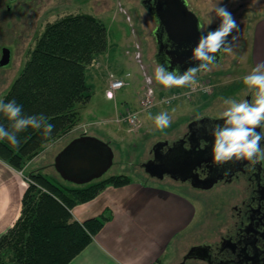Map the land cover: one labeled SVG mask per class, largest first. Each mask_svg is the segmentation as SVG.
Here are the masks:
<instances>
[{
	"label": "rangeland",
	"instance_id": "rangeland-1",
	"mask_svg": "<svg viewBox=\"0 0 264 264\" xmlns=\"http://www.w3.org/2000/svg\"><path fill=\"white\" fill-rule=\"evenodd\" d=\"M188 2L190 8L202 21L205 31L216 28L220 24V19L212 11L213 6L218 2L219 6H225L231 12L239 25V31L231 34L238 37L233 55L223 53L221 60L216 63L217 66L212 71L204 73V75L222 73L219 78H215V81L224 87L201 105L196 103L195 107L191 109L190 101L183 98L169 104L163 102V97H172L179 90L171 92L165 90L154 79L157 65L155 54L158 43L154 29L157 27V21L141 4V0H16V2L0 0V59H2L3 48L8 47L11 51L10 62L6 66H0V91L9 80L14 82V79L17 78L28 60V50L34 45L37 36L48 22L64 14L76 12H90L101 17V20L109 28V41L105 52L110 49L111 44L112 47L114 45V50L111 47L110 52L113 50L112 54L116 52L114 56L119 55L117 69H115L124 71L123 74L130 71L132 74L131 83L117 91V100L107 99L108 101L104 100L102 94L98 92L100 87L95 84L93 86L95 96L88 105L87 114L84 113L88 120L84 119L82 125L80 123L81 128L73 130L72 135H77L83 129H88L90 133H93L92 135L96 134L100 139L111 143L116 156L113 167L103 177L120 171H124L133 178L139 177L142 164L151 157L150 150L161 141H169L174 136H179V133L188 127L190 121L188 122L187 117L189 114L185 115V113H188L190 109V113L193 115L219 118L220 113L224 110L221 98H234L238 101L252 98L250 95H245L246 86L243 84V77L253 69L249 58V48L252 43L254 23L257 17L264 13V0H188ZM210 19L212 23L209 25ZM231 35L228 37L229 41H231ZM101 54L89 64L87 71L91 69L99 71ZM101 73L103 74L98 73L101 76L99 79L103 80L106 74L105 72ZM109 73L111 71H108V75ZM149 77H152V83L156 88L157 107L153 109L154 111L140 112L143 123L138 129H131L126 122H121V125H125L123 127L125 137L122 141L113 140L108 132L102 130H106L105 127L117 126L118 123L115 119L122 112L133 110L131 108L141 109L140 96L147 89V78ZM100 100L103 102L100 103ZM124 103H128L124 105L125 110L121 109ZM102 105H107L109 109H112L106 116L114 117V121H110L112 123L108 124L100 123L99 126L89 125V120H91L89 118L103 119L105 117L98 111ZM165 111L169 113L172 121L170 127L161 130L154 125L153 120L149 117H154ZM126 129H129L128 132ZM66 134L68 135V133ZM72 135L66 136L64 141L68 142ZM64 141H60L53 147L52 153L43 155L38 161L34 162L37 155L28 160L27 163L32 165L31 168L30 166L26 168L27 164L21 172L28 177L32 167L43 166L47 167L49 174L56 175L58 180L69 184L70 182L58 175L53 166L54 155L57 153L55 150L63 145ZM45 146L47 147V143ZM48 166L50 167L48 168ZM138 169L139 172H137ZM173 187L183 191L189 197H198L201 202H198L197 205V217L194 231H192L194 236L188 237L192 239L190 242L215 243L221 241V236L226 234L227 228L235 220V216H233L237 210L235 207L240 203L245 192L243 182H219L207 189L193 187L191 182H187L186 186ZM9 255L7 252L3 254L5 261L9 262Z\"/></svg>",
	"mask_w": 264,
	"mask_h": 264
},
{
	"label": "trees",
	"instance_id": "trees-1",
	"mask_svg": "<svg viewBox=\"0 0 264 264\" xmlns=\"http://www.w3.org/2000/svg\"><path fill=\"white\" fill-rule=\"evenodd\" d=\"M28 50V60L0 100H15L25 116L43 115L54 125L28 128L17 134L19 146L0 140V158L23 170L45 144L71 132L79 123V108L93 97L87 68L108 47L106 24L93 13H67L48 22ZM11 122L0 113V125ZM23 194L18 221L0 236V264H67L97 235L111 216L80 222L71 209L96 197L108 185H124L131 176L112 174L84 185H69L32 170ZM9 253V262L3 254Z\"/></svg>",
	"mask_w": 264,
	"mask_h": 264
},
{
	"label": "crops",
	"instance_id": "crops-1",
	"mask_svg": "<svg viewBox=\"0 0 264 264\" xmlns=\"http://www.w3.org/2000/svg\"><path fill=\"white\" fill-rule=\"evenodd\" d=\"M98 18L101 19L99 16ZM251 41L249 58L252 64L251 67L254 68L257 64L264 63V13L257 17L254 23ZM111 47L110 49H112L114 45L112 48ZM110 49L101 54L100 64L98 66L99 71L101 70V72H105L106 74L103 80L99 79L101 77L99 74L103 73L98 70L90 68L91 70L87 71L88 81L91 85L95 86V84H97L98 87H100V91L98 90V92L102 94L104 100L111 99L107 98L106 95L108 71L120 75L124 72L116 70L118 64L117 58L119 55L116 54V56H114L116 53L112 54L114 48L111 52ZM217 74H198L197 76V79H211V82L215 86L213 93L198 91L194 92L189 98L180 96L177 100L183 98L190 101L191 109L195 107L196 103L201 105L207 102L210 97L216 95V93L220 92L222 87H224H221V85L218 84L219 82L215 81V78L217 79L222 75V73ZM12 83L13 81L9 80L7 85L1 89L0 99L6 94ZM187 88L189 87H173L165 90H170V92L174 90L182 91ZM94 93L95 91L93 89V97L89 102L79 108L81 120H79V124L73 130L79 127L81 128L84 119L88 120V118L84 116V113L87 114L86 111H88V105L95 96ZM102 102L103 101L100 100V103ZM126 104L128 103H124L121 109H124V105ZM100 108L101 109L98 110L99 114L105 117L103 119L94 118L95 120L91 117L89 118L91 119L89 120V125L99 126L100 123L108 124L112 123L110 121H114V117L106 116V114L110 113L112 110L109 109V106L102 105ZM191 109L188 113H185V115L189 114V117H187L188 122L197 116L190 113ZM115 121L118 123H114L117 124V126L105 127L106 130L102 131L108 132V135L111 136L113 140L122 141L125 137L123 134L125 133L123 130L125 125H121L120 121L116 119ZM73 130L69 132L68 135H72L74 132ZM126 130L128 132L129 129ZM186 130L187 127L184 131L182 130L179 133V136H174V138L169 141L172 142L174 139H179ZM89 133L90 131H88V129H83L81 133L77 135L73 134L68 142L64 141L65 137L68 136L66 134L53 142L47 143V147L45 146L41 153L35 157L34 162L36 160L38 161L43 155L52 153L53 147L63 140V145L55 150L57 152L54 155L53 161V166L55 167V158L58 153L60 154V151L71 142L72 139ZM90 134L92 135L93 133ZM94 136L97 135L95 134ZM152 150L153 149L150 150L149 155L151 157L149 158H153ZM148 160L149 159L145 162ZM145 162L142 164L139 177H131L133 180L124 185H108L96 197L92 198V200L79 202L71 209V211H73V217L80 222H84L89 218L99 217L107 211L111 212V216L104 222L103 227L99 230L97 235L93 236L88 246L67 264H210L207 258L203 256H188V253L192 251V248L195 246L206 244L208 247H211L212 245L210 243H213L207 241L205 243L190 242L192 239L188 238L194 236L192 231H194L193 228L195 226L194 223L198 210L197 205L200 201L198 197H189L183 191H179L173 186H186L187 182L191 181L173 178L168 173L164 174L162 178L151 174L147 171ZM29 166L31 168L32 165L28 164L26 168ZM49 167L50 166H48V168ZM32 168V170H37L44 175L53 176L58 179L56 175L49 174L47 167H36L35 165V167ZM55 170L58 175L61 176L56 167ZM21 171V169L15 168L9 162L0 158V236L8 232V229L18 221L21 214L22 198H24L23 194L28 187L27 177ZM137 172H139V169ZM120 173H124V171L113 174ZM61 178L64 179L63 176H61ZM64 180L68 181L66 179ZM68 182H70L69 185H84L71 181Z\"/></svg>",
	"mask_w": 264,
	"mask_h": 264
},
{
	"label": "clouds",
	"instance_id": "clouds-1",
	"mask_svg": "<svg viewBox=\"0 0 264 264\" xmlns=\"http://www.w3.org/2000/svg\"><path fill=\"white\" fill-rule=\"evenodd\" d=\"M212 11L220 19V24L211 31H205L203 25H197L201 35L191 55L192 60L199 62L196 66L189 67L183 74H180L179 66L172 68L171 57L167 55H165L167 68L157 63L154 79L165 89L194 86L197 83L198 74L208 73L217 66V53L233 55L238 37L231 34L239 31V25L225 6H219V2L213 6ZM211 23L212 20L210 19L209 25ZM230 35L231 41L228 40ZM164 42L169 43L166 33ZM169 50H172L170 43ZM169 68L172 70L168 71ZM151 80L152 77H149V82ZM243 84L246 86L245 95H250L252 98L239 101L234 98H221L224 110L220 113V120L223 123L211 126V135L214 138L211 155L212 164L215 166L239 161H247L248 165L253 167L258 163H264V146H262L264 145L262 144L264 141V63L257 64L248 75L244 76ZM0 113L11 122L10 130L0 125V140H7L16 147L20 143L17 134L26 129H43V135L48 137L54 128V125L49 123L43 115H23L22 107L15 100L7 103L0 100ZM149 118L161 130L170 127L172 121L171 116L166 111ZM203 118L204 116L197 115L195 120L200 121ZM257 128L260 129L259 132H257ZM207 143V141L202 140L198 150H203ZM190 148L191 145L187 143L185 149L190 150ZM205 168L206 165L201 164L194 169V173L201 180L207 179V172L201 174L202 169ZM229 171L225 170L224 175H228ZM257 230L264 231V226ZM257 247L264 251V242L258 243Z\"/></svg>",
	"mask_w": 264,
	"mask_h": 264
},
{
	"label": "water",
	"instance_id": "water-1",
	"mask_svg": "<svg viewBox=\"0 0 264 264\" xmlns=\"http://www.w3.org/2000/svg\"><path fill=\"white\" fill-rule=\"evenodd\" d=\"M141 4L157 21V27L154 29L156 42H158L156 62L167 68L165 65V55H167L171 57L172 68L179 66L180 74H183L189 67L196 66L199 62L192 60L191 55L201 35L197 25H202V21L190 8L188 0H155V2L141 0ZM211 30L215 29L207 31ZM165 33L172 50H169V43L164 42ZM222 57V53H217L216 63ZM1 58L0 66H6L10 62L11 51L8 47L3 48ZM222 123L220 117L204 116L200 121L192 119L188 125L190 150L185 149L187 147L185 138L180 139L166 150L162 147L169 142L161 141L153 148V158L145 162L147 171L161 178L168 173L173 178L191 181L192 185L198 188L213 187L218 179L207 176V179L201 180L194 173V169L201 164H207L209 167L212 163L211 147L214 138L211 135V126ZM259 131L260 129L257 128V132ZM202 140L208 142L207 146L203 150H198ZM115 156L111 143L94 135L83 134L72 139L60 151V154L58 153L55 158V167L64 179L77 184H86L101 178L112 167ZM207 247L206 244L195 246L188 256H202L199 252Z\"/></svg>",
	"mask_w": 264,
	"mask_h": 264
},
{
	"label": "flooded vegetation",
	"instance_id": "flooded-vegetation-1",
	"mask_svg": "<svg viewBox=\"0 0 264 264\" xmlns=\"http://www.w3.org/2000/svg\"><path fill=\"white\" fill-rule=\"evenodd\" d=\"M189 134L187 127L183 136L162 148L166 150L183 138L186 139L185 145L190 144ZM205 165L202 175L207 172V176L218 179L217 183L243 182L245 192L235 207V220L227 228L226 234L221 236V241L210 243L211 247L199 253L205 256L210 264H264V251L257 247L258 243L264 242V231L257 230L264 226V163H258L254 167L248 165L247 161L230 162L222 166L212 163L209 167ZM225 170H230L228 175H224Z\"/></svg>",
	"mask_w": 264,
	"mask_h": 264
},
{
	"label": "built area",
	"instance_id": "built-area-1",
	"mask_svg": "<svg viewBox=\"0 0 264 264\" xmlns=\"http://www.w3.org/2000/svg\"><path fill=\"white\" fill-rule=\"evenodd\" d=\"M131 72H127L125 76H119L117 74H114L113 72L109 73V79H108V86L106 90V94L108 98H116V93L119 89L128 86L131 78ZM155 87L151 82H149V78H147V89L144 92V94L141 96L140 100V106L141 109H134V110H129L126 112H122L119 117L116 118V120L120 122H126L131 129L135 128L138 129L142 125V120L140 118V112L141 111H148L154 108V106L157 103V96L155 93ZM206 89V91H205ZM214 90V84L210 81V79H198L196 85L190 86L185 90V92H175L172 97H163V102L165 103H170L177 99L178 96L180 95H185L186 97H191V95L194 92L202 91L205 93H211Z\"/></svg>",
	"mask_w": 264,
	"mask_h": 264
}]
</instances>
